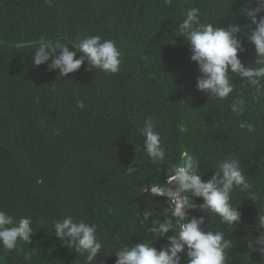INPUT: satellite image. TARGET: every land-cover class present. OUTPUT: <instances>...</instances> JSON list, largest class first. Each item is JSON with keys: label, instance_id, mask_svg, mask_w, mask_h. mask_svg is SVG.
Returning <instances> with one entry per match:
<instances>
[{"label": "trees", "instance_id": "16d2710c", "mask_svg": "<svg viewBox=\"0 0 264 264\" xmlns=\"http://www.w3.org/2000/svg\"><path fill=\"white\" fill-rule=\"evenodd\" d=\"M243 2L0 0V210L16 221L31 216L35 231L30 243L19 242L18 250L0 247V264H84V257L52 227L53 219L68 215L98 225L104 246L95 264H115L111 254L124 243L152 238L147 227L164 219L166 197H149L143 188L152 181L163 183L167 168L157 172L143 155L138 130L147 116L156 121L173 161L184 150L200 157L205 180L218 160L240 159L258 199L235 190L238 225L231 231L218 216L205 213L203 227L223 229L233 241L228 264H264L259 251L264 245L255 243L264 232L258 223L264 214V98L255 101V89L234 74L236 88L226 100L199 91L200 72L190 45L175 35L176 24L193 7L201 10L202 21L247 25L248 18L238 11ZM89 35L117 42L123 52L118 73L92 69L85 60L62 77L59 69L48 68L50 61L32 62L42 40L79 43ZM242 41L246 51L240 58L252 63L254 46L246 37ZM69 48L75 50L73 44ZM240 94L246 103L237 115L231 104ZM77 101L85 107L78 108ZM240 121L251 123L253 130L240 128ZM130 166L139 169L129 175ZM145 211L151 216L141 226L136 214ZM188 211L203 215L199 209ZM167 243L161 237L155 246Z\"/></svg>", "mask_w": 264, "mask_h": 264}, {"label": "clouds", "instance_id": "9594fccd", "mask_svg": "<svg viewBox=\"0 0 264 264\" xmlns=\"http://www.w3.org/2000/svg\"><path fill=\"white\" fill-rule=\"evenodd\" d=\"M165 3L170 5L172 0H165ZM238 11L248 18L247 25L232 22L221 26L205 22L198 7L187 9L176 24L175 35L184 37L190 45V58L196 62L200 72L196 81L199 91L208 97L226 100L236 88L232 83L234 74L255 89L253 99L259 102L264 98V15H260L264 13V0H244ZM245 27L247 31H243ZM242 37L254 46L252 63L245 64L240 58L239 54L246 51ZM175 42L171 39V43ZM70 44L75 50H70ZM85 60L92 69L116 74L123 62V52L114 39L101 35L86 36L79 43L49 39L39 42L32 62L38 66L50 61V70L59 69V75L67 77ZM245 103V97L238 95L232 101V112L242 114ZM77 107L83 109L84 102L77 101ZM239 126L253 130V125L245 121H240ZM138 131L143 138V155L157 172L165 166L167 168L163 183L152 181L150 185L146 184L143 192H147L149 197H166L167 207L164 208V219H154L151 227H147L152 238L124 243L111 254L116 257L115 264H228V252L233 241L226 237L223 229L206 230L203 226L208 219L205 213L218 216L231 231L238 225L241 212L232 202L235 190L247 191L253 200L258 199L251 192L252 185L244 174L240 159L228 155L218 160L216 170L205 180L202 162L196 153L184 150L175 161L169 157L153 117H145L143 127ZM137 161L140 165L138 159L133 162ZM138 169L130 166L126 172L131 175ZM197 198L200 203L196 202ZM196 209L203 215L190 216L188 210ZM150 216L149 211L138 212L136 219L144 226ZM258 223L264 229V214L258 215ZM52 227L68 248L84 257V264H95L98 258L103 257L101 250L104 245L96 223L68 215L53 219ZM34 232L31 216H23L16 221L11 214L0 210V247L6 251L18 250L19 242L30 243ZM161 237H166L168 243L157 248L155 242ZM114 239L119 240V237ZM255 243L264 245V232L256 236ZM259 251L264 255V247Z\"/></svg>", "mask_w": 264, "mask_h": 264}]
</instances>
